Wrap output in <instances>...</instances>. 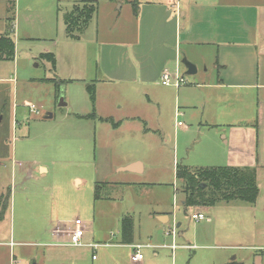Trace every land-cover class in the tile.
<instances>
[{"label":"rangeland","instance_id":"rangeland-1","mask_svg":"<svg viewBox=\"0 0 264 264\" xmlns=\"http://www.w3.org/2000/svg\"><path fill=\"white\" fill-rule=\"evenodd\" d=\"M82 1L14 0L15 3L10 4L0 0V35L9 34L15 47L12 58L0 56V199L4 203L0 212L3 211L5 218L2 226H7V220L10 224L13 219L14 239L19 242L36 241L37 235L27 234V230L55 218L64 226L67 223L71 226L79 219L86 229L92 222L96 232L106 231L117 237L120 236L121 218L130 216L136 241L147 243L148 235L159 229L148 219L149 215L167 212L173 216L170 229L176 225V219L181 223L175 236L180 246L190 241L192 231L198 227L191 215L203 211L215 218V240L210 243L232 246H248L256 241L264 243L263 170L258 171L260 198L255 204L219 202L213 189L202 183L200 188L204 190L195 192L192 206L184 209L185 195L176 179L175 167L185 164L187 151L184 147L189 139L181 132L189 124L182 115L174 118L173 105L170 107L167 103L162 109L163 124L156 135L162 144L159 151L150 147L152 141L149 139L134 140L138 133L134 126L139 130V123H131L122 131L111 133L110 137L105 132L108 125L103 123L97 127L95 154L87 158L86 154L77 152L80 137L74 128L78 121L73 119V113L81 109L84 113L92 112L90 103L81 98L83 85L96 84L94 70L100 42L105 36L117 40L116 34L122 27L131 35L135 29L133 20H140L142 8L147 3L158 1L162 5H174L188 0H94L96 13L82 31L72 33L80 39L77 42L67 37L64 14L70 13L75 6L81 7ZM134 4L137 5V16L133 12ZM10 16L15 20L12 23L14 33L8 27ZM96 29L99 31L98 42ZM107 29L104 34L102 30ZM44 54L56 56L58 70L55 68L54 71L50 60L42 58ZM183 67L180 68L186 82L184 86H188L190 76L184 75ZM68 79L77 82L66 89ZM61 81L64 86H59ZM66 97H69L68 104ZM61 99L66 106H59ZM26 104L34 105L40 114L30 113ZM101 105L105 114L104 101ZM46 114H51L52 119H44ZM177 123L183 126L179 127ZM106 142L112 150L110 156L105 154ZM130 157L145 162L143 174L131 176L114 170L118 163ZM90 158L93 162L87 165ZM40 165L48 171L42 174L38 170ZM75 179H81L83 183L77 185ZM102 182L109 186L100 191L104 201L94 202V183ZM210 200H215L216 205L207 211L205 207ZM168 228L155 233L165 236ZM166 240L171 243L172 238ZM159 241L151 239L149 243L153 245ZM160 248L155 249L157 259L149 248L142 249L143 256L151 264H200L213 259L223 262L236 253L242 254L234 249L215 251L208 248L197 252L180 248L172 255L162 246ZM195 252L197 256L194 257Z\"/></svg>","mask_w":264,"mask_h":264},{"label":"crops","instance_id":"crops-1","mask_svg":"<svg viewBox=\"0 0 264 264\" xmlns=\"http://www.w3.org/2000/svg\"><path fill=\"white\" fill-rule=\"evenodd\" d=\"M6 2L15 3L14 0ZM157 2L147 3L142 8L140 20H133L135 29L131 35L122 27L116 34L117 40L105 36L100 42L94 70L96 84L83 85L81 98L90 103L92 112L84 113L81 109L73 113V119L78 121L74 128L80 137L77 152L86 154L87 158L95 154L97 127L103 123L108 125L105 130L107 137L131 123H139V130L134 126L138 132L134 140L149 139L153 150H161L162 144L156 135L163 124L162 109L168 103L170 107L173 105L174 118L182 115L189 124L181 132L189 139L188 145L184 147L185 142L182 144L187 151L185 164H176L175 170L178 166L191 171L226 167L253 170L258 187V171H264V0H188L174 5ZM134 15L137 16V13ZM107 31L102 30L104 34ZM96 35L98 42V29ZM54 59L58 70L56 56ZM181 59L187 60L196 69L194 74L187 75L183 67L184 75L190 76L188 86L178 89L163 86L162 71H173L178 67L181 74ZM68 80L65 81L68 84L66 89L77 82L76 79ZM87 87L93 91L92 99ZM102 101L105 114L102 113ZM67 102H70L69 97H66ZM109 147L106 142L105 154L108 156L112 153ZM92 162L90 158L87 165ZM145 167L142 159L130 157L118 163L114 170L138 176L145 172ZM38 170L44 174L48 168L40 165ZM75 180L77 185L83 183L81 179ZM97 184H104L107 188L108 183H94L93 186V201H104L101 195L99 199L94 198ZM259 191L258 188L252 204L258 202ZM232 201L246 203L241 200L219 202ZM215 205H208L205 209L208 211ZM3 206L0 199V208ZM194 214H202L204 219L195 221L198 227L192 231L190 241L179 246L175 237L173 239L169 235L172 230L169 223L173 216L167 212H154L148 217L159 228L155 230L157 233L169 227L164 233L166 237L159 236L155 231L148 235L149 240L159 241L162 238L152 245L149 240L147 243L136 241L134 230L131 243H124L121 222L120 236L115 237V234L106 231L96 232L92 222L87 230L79 219H75L71 226L69 223L64 226L57 218L27 230V234L37 235L36 241L19 242L14 239L13 219H10V224L7 220V226H2L5 218L1 210L0 264H151L143 256L142 249H152V255L157 259L159 256L155 249H162L161 246L172 255L180 248L197 252L208 248L215 251L234 249L242 253H236L223 262L213 259L200 264H264V243L256 241L248 246L210 243L215 240L216 232L213 214L208 216L203 211ZM41 218L44 220L43 216ZM76 221L84 229L78 246L69 243V233ZM175 224L172 228L176 236V229L181 227V223L176 219ZM170 237L171 243L166 240ZM161 241V244H166H159ZM172 244H175V250L168 248ZM136 245L142 246L140 253L143 259L133 263L131 256Z\"/></svg>","mask_w":264,"mask_h":264},{"label":"trees","instance_id":"trees-1","mask_svg":"<svg viewBox=\"0 0 264 264\" xmlns=\"http://www.w3.org/2000/svg\"><path fill=\"white\" fill-rule=\"evenodd\" d=\"M82 6H75L71 13L64 16L65 30L70 40H79L74 34L80 32L89 23L96 13V2L93 0L82 1ZM133 12L137 13V5H133ZM12 16L7 18L9 31L12 32ZM14 43L9 36L5 34L0 36V56L10 59L14 56ZM42 58H47L51 62V67L55 70V59L52 54H44ZM64 83L60 82L59 84ZM61 86V85H60ZM89 98H93L91 87H87ZM107 121V120H106ZM176 179L181 183V189L185 195L183 206L191 207L193 204L192 196L197 191L204 190L200 184L204 183L206 187L210 186L219 196V201L241 200L246 203H254L258 187L255 179V172L248 169L239 168H211L191 171L186 167L178 166L176 169ZM104 184H97L94 190V198H100V191ZM215 200H210L209 205L215 204ZM122 241L131 243L133 235V222L130 216H124L121 219Z\"/></svg>","mask_w":264,"mask_h":264},{"label":"built area","instance_id":"built-area-1","mask_svg":"<svg viewBox=\"0 0 264 264\" xmlns=\"http://www.w3.org/2000/svg\"><path fill=\"white\" fill-rule=\"evenodd\" d=\"M161 84L166 87H172L175 89L180 88L186 84L183 76L179 73L178 67H176L173 71L169 69H164L161 74ZM29 111L35 115H39V111L36 109L34 105H27ZM178 116V113H177ZM180 127L181 123H177ZM192 220L199 222L200 220L204 219L202 214H194L191 216ZM84 229L80 226L79 221L75 222L74 229L69 233V243L74 246H78L81 244V238L83 237ZM169 235L174 239L175 237V229L173 228L170 230ZM174 243V240H173ZM135 251L134 254L131 256V261L133 263H138L143 259L142 254L140 253V249L142 248L141 245L134 246ZM171 250H175V244H172L168 247Z\"/></svg>","mask_w":264,"mask_h":264},{"label":"water","instance_id":"water-1","mask_svg":"<svg viewBox=\"0 0 264 264\" xmlns=\"http://www.w3.org/2000/svg\"><path fill=\"white\" fill-rule=\"evenodd\" d=\"M182 64L185 67V69L187 70L186 71L187 75H191V74L195 73V71H196L195 66H193L191 63H189L187 60L183 59ZM59 106H61V107L66 106V104L63 102L62 99L59 101ZM51 117H52L51 114H46V116L44 118L45 119H51Z\"/></svg>","mask_w":264,"mask_h":264}]
</instances>
